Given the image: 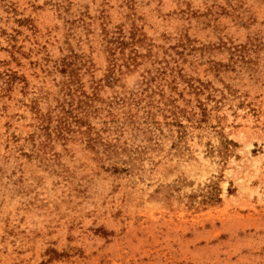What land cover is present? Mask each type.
<instances>
[{
  "label": "rangeland",
  "instance_id": "1",
  "mask_svg": "<svg viewBox=\"0 0 264 264\" xmlns=\"http://www.w3.org/2000/svg\"><path fill=\"white\" fill-rule=\"evenodd\" d=\"M0 264H264V0H0Z\"/></svg>",
  "mask_w": 264,
  "mask_h": 264
}]
</instances>
